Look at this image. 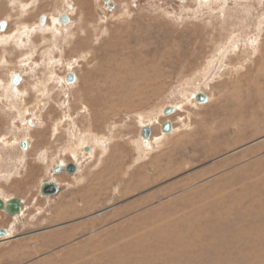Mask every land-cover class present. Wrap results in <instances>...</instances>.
I'll return each instance as SVG.
<instances>
[{"label": "rangeland", "instance_id": "374dc122", "mask_svg": "<svg viewBox=\"0 0 264 264\" xmlns=\"http://www.w3.org/2000/svg\"><path fill=\"white\" fill-rule=\"evenodd\" d=\"M109 1L111 8L106 0H0V22H7L0 29V197L21 199L19 212L0 208L6 229L0 264H264V204L241 217L238 210H223L199 220L205 199L192 196L206 186L232 184L235 192L220 201L223 207L248 206L249 198L263 202L264 95L246 81L264 74L258 69L264 62V0ZM61 12L67 22L57 21ZM86 37L95 46L78 49ZM117 39L126 51L140 52L143 64L160 58L161 75L140 98L93 118L94 102L78 96L81 82L87 68L98 71L111 61L106 46ZM239 78L245 84L238 91ZM247 89L256 98L248 100ZM197 92L206 98L197 100ZM235 99L244 101L240 112ZM166 120L168 131L161 126ZM144 125L150 128L146 137ZM68 161L77 163L75 171L63 168ZM47 180L57 183L56 192L42 193ZM212 216L223 218L220 225ZM137 222L148 226L126 232Z\"/></svg>", "mask_w": 264, "mask_h": 264}, {"label": "bare ground", "instance_id": "6f19581e", "mask_svg": "<svg viewBox=\"0 0 264 264\" xmlns=\"http://www.w3.org/2000/svg\"><path fill=\"white\" fill-rule=\"evenodd\" d=\"M26 1V0H25ZM7 8V7H6ZM14 11V10H13ZM15 12V11H14ZM4 25H5V21H4V24L3 25H1V22H0V29H2V28H4ZM81 40L82 39H80L79 41L80 42H77L78 44H77V48L78 49H82L83 47L85 48V49H87V48H90L91 46H95V44L93 45L92 44V41L90 40V39H88L87 37L86 38H84L83 40L84 41H82L83 42V44L81 45ZM108 41V40H107ZM85 42V43H84ZM109 42V41H108ZM121 43H123L122 41H120V40H118L117 39V41L115 40V42H112V43H110V44H108V46H106V49H108L107 50V53L108 54H106L108 57L109 56H112V58H111V61H109L108 62V64H105L103 67H100L101 69L100 70H98V71H96V69L95 68H87V71H88V74L87 75H84L85 77H83V80H82V85H81V91H79V98L80 99H85V100H87V99H90V102H94L93 104L94 105H96L95 107H96V110H93V112H92V117L93 118H95V117H106L108 114H109V112L110 111H114V110H116V109H114V108H116L117 106H116V104H129V103H132V101H135V99H136V97L137 98H140V97H138V95H141V93H146V91H147V86H150V84H152V81L154 82L160 75H161V70H160V68H158L159 66H158V63L160 64L161 62H160V58H158L157 60H155L153 63H150V64H143V63H145V62H143L142 61V55L140 54V52H134V51H126V49L124 48V46L125 45H122ZM99 44V43H98ZM107 44V43H106ZM142 44V43H141ZM202 44V43H201ZM200 46V45H199ZM196 49V48H195ZM145 50V49H144ZM95 51V50H94ZM194 52H195V50H194ZM193 52V53H194ZM162 53V52H161ZM196 53V52H195ZM154 54V53H153ZM201 54V53H200ZM163 56V55H162ZM194 56H195V54H194ZM133 57H135V59L133 58ZM131 58H133V59H131ZM261 58V57H260ZM110 59V58H109ZM139 59H141V61L139 62L138 60ZM194 59V58H193ZM143 60H144V57H143ZM167 60V59H166ZM195 60V59H194ZM106 61H108V59L106 60ZM105 61V62H106ZM263 60H262V58H261V62H262ZM162 62H163V60H162ZM104 64V63H103ZM163 64V63H162ZM97 68V67H96ZM258 69L261 71V70H263L264 71V62L262 63V64H259V66H258ZM86 71V72H87ZM99 71H101V73L99 72ZM262 73V72H261ZM261 73H259V74H261ZM259 74H257L256 76H254V77H248L247 78V81H246V84H248L249 86H251L252 88H253V90H254V93H255V88L257 89V91H258V95H260V93H262V95H264L263 93V88H264V81L262 80V79H264L263 77H264V74L263 75H259ZM239 76V75H238ZM242 77V76H241ZM241 79H243V78H239V79H237V82H236V87H235V89H237L238 91L240 90L239 88L240 87H242V84H245L244 83V81H242ZM81 81V80H80ZM231 83V82H230ZM93 84H96V87L97 88H94V86H93ZM235 84V83H234ZM255 84H257V85H259V86H255ZM79 85V84H78ZM146 87V88H145ZM152 90V89H151ZM239 93H241V91L239 92ZM241 95V94H240ZM239 95V96H240ZM261 95V96H262ZM245 96H247L248 97V100H250V99H253V98H256L255 97V95H253L252 96V91H248V89H247V94L245 95ZM143 97V96H142ZM144 98V97H143ZM258 99V98H257ZM260 99V98H259ZM258 99V100H259ZM137 101V100H136ZM82 102V101H81ZM89 102V103H90ZM141 102V101H140ZM252 102V101H251ZM86 103H88V102H86ZM139 103V102H138ZM234 103L236 104V110H237V112H240V108L242 107V105H243V103H244V101L243 102H241V100H237V99H235V101H234ZM134 104V103H133ZM245 104H246V102H245ZM261 104H263L262 102H261ZM260 104V105H261ZM114 105V106H113ZM102 106L104 107H106L104 110H102L103 112H101L99 109L100 108H102ZM109 106H113V107H110L111 109H109ZM121 106V105H120ZM264 106V105H263ZM245 107V106H244ZM243 107V108H244ZM121 108V107H120ZM125 108V107H124ZM123 108V109H124ZM129 108V107H128ZM257 108V107H256ZM261 108H264V107H262L261 106ZM125 109H127V108H125ZM124 109V110H125ZM251 109H249V111H250ZM252 112H256L255 110H254V108L251 110ZM117 114H118V112H116ZM257 113V112H256ZM112 114V113H111ZM253 114V113H252ZM110 117V116H109ZM112 117V116H111ZM241 117V116H240ZM102 119V118H101ZM108 119V118H107ZM94 121V120H93ZM92 121V122H93ZM104 122V121H103ZM246 122V121H245ZM252 122V121H251ZM94 123V122H93ZM92 123V124H93ZM101 123V122H100ZM244 123V122H243ZM248 124H250L249 122H247ZM246 123V124H247ZM255 123V122H254ZM91 124V123H90ZM94 124H96V123H94ZM106 124V123H105ZM253 124V123H252ZM250 126V125H249ZM209 128V127H208ZM262 128V127H261ZM254 129V128H253ZM143 136V135H142ZM144 137V136H143ZM115 149H117L116 147H115ZM118 150V149H117ZM117 160H118V158L116 157V155L114 154L113 156H112V162H110V163H112L113 164V167L115 168V167H117L118 166V163H117ZM113 161H114V163H113ZM261 165V164H260ZM168 170V169H167ZM167 170L166 171H164L165 173H167ZM264 170V169H263ZM157 171H158V169H157ZM157 171L155 170V173L154 174H157ZM256 171V170H255ZM255 171H253V173L255 172ZM257 171H259L258 169H257ZM256 171V174H258V172ZM262 171V170H261ZM161 172V171H160ZM159 172V173H160ZM105 173V172H104ZM102 174H103V172H102ZM102 174H99L98 176H97V179H98V182H100L101 184H102V180H101V177H102ZM105 175V177H107V175L106 174H104ZM262 176V177H261ZM261 176H259V177H261L262 179H263V174L261 175ZM256 177V176H255ZM257 178V177H256ZM255 178V179H256ZM260 178V179H261ZM112 178H110V180H111ZM148 179V178H147ZM107 181V180H106ZM109 181V180H108ZM251 181V180H250ZM250 181H248L249 183H250ZM260 182V181H259ZM253 183V182H252ZM256 183V182H255ZM261 183H262V181H261ZM226 184H228V183H226ZM131 185V184H130ZM142 184H139V182L137 183V184H134L133 186H130L131 187V189H137L138 187H140ZM218 185V184H217ZM216 185V186H217ZM253 185V184H252ZM255 185V184H254ZM97 186V185H96ZM216 186H212V185H210V186H204L203 185V188L205 187V190H202L201 192H195V194L194 195H192L193 196V198L194 199H197L198 198V201H199V199L200 200H203V198L205 199V201H204V203H203V205H201V207L200 208H198V214H197V217H198V219L199 218H204L205 216H211V214L212 213H216V212H222L223 210H227V211H233L234 212V210H238L237 211V216H240L241 217V215H243V214H245L246 215V213H248V212H251L252 210L254 211V212H257V211H255V204L257 205V206H263V204H264V194H261L262 196H261V199L263 200V202L261 203L260 202V200L258 199V200H256L255 201V198H249L247 201L249 202V204H248V206L246 205V206H240V207H235V205L236 204H233V205H227L228 207H223L222 206V203H220V201L221 200H223V198L224 197H227V199H228V197L230 198V196L232 195V192H235L234 190V188L232 187V184H229V185H226V186H228L227 188L225 187V184L219 189V190H217V188H215ZM246 186V185H245ZM256 186V185H255ZM126 187V186H125ZM129 187V186H128ZM238 187V186H237ZM260 187V186H259ZM261 187H263V183H262V186ZM202 188V187H201ZM241 188V187H240ZM249 188V187H248ZM253 188V187H252ZM257 188H258V186H257ZM95 189V188H94ZM244 189V187H242V190ZM250 189V188H249ZM258 189H260V188H258ZM97 190V194H98V191H101V190H99V189H96ZM96 190H92V191H90V192H92V193H96ZM215 190H217V191H215ZM252 190V189H251ZM249 191V190H248ZM213 192H219V194H217V195H213L212 193ZM242 191H240V192H237L236 194H238V193H241ZM263 193V192H262ZM256 194H257V192H256ZM259 194H260V191H259ZM258 195V194H257ZM86 196V195H85ZM212 196H215L214 198H211ZM233 197V196H232ZM250 197V196H249ZM190 198V197H189ZM192 198V199H193ZM244 198V197H243ZM193 199V200H194ZM232 199V198H231ZM231 199H229V200H231ZM247 199V198H246ZM187 200V199H186ZM186 200H185V203H186ZM240 200V199H239ZM178 201V200H177ZM181 201H184V200H181ZM187 201H189V200H187ZM191 201V200H190ZM195 201V200H194ZM197 201V202H198ZM225 201V200H224ZM227 201V200H226ZM241 201V200H240ZM246 201V200H245ZM142 202V201H141ZM193 202V201H192ZM223 202V201H222ZM7 203V202H6ZM184 203V202H183ZM188 203V202H187ZM190 203V202H189ZM5 204V202L3 201V205ZM242 204V203H241ZM3 205L0 207V208H3ZM169 205H170V203H169ZM175 205H177L176 203H175ZM192 205V204H191ZM194 205V204H193ZM200 205V204H199ZM7 206H8V203H7ZM187 206H189L188 204H187ZM187 206H183L184 208L185 207H187ZM170 207V206H169ZM177 207H179L178 205H177ZM177 207H174V209L175 208H177ZM181 207V206H180ZM198 207V206H197ZM171 209H173V208H171ZM173 209V210H174ZM183 209V208H182ZM193 209H196L197 210V208H192L191 209V211L190 212H193ZM260 209V208H259ZM20 210V209H19ZM165 210V209H164ZM177 210H178V208H177ZM9 211V210H8ZM61 211H63V210H61ZM157 211V210H156ZM160 211V210H159ZM168 213H169V210H166ZM179 211V210H178ZM186 211V210H185ZM259 211V210H258ZM264 211V210H263ZM19 212V211H18ZM183 212V211H182ZM218 212V213H219ZM225 212V211H224ZM60 213V212H59ZM58 213V214H59ZM162 213H164V212H161V213H152V215H154L155 217H157L158 215H159V217L160 216H163V214ZM168 213H166L167 215H168ZM175 213H176V211H175ZM188 212H185V215L187 214ZM217 213V214H218ZM262 213V212H261ZM10 214V213H9ZM63 214V213H62ZM171 214V213H170ZM181 214V213H180ZM180 214H179V216H180ZM191 214V213H190ZM221 215H222V213H220ZM260 214V213H259ZM259 214H258V216H259ZM12 215V214H11ZM216 215V214H215ZM224 215V214H223ZM257 216V214L255 213L254 214V216ZM165 216V215H164ZM183 216V215H182ZM182 216H181V219H182ZM192 216V215H191ZM194 216H195V214H194ZM193 216V218H196V217H194ZM201 216V217H200ZM204 216V217H203ZM226 216H228V214L226 215ZM158 217V218H159ZM186 217V216H185ZM185 217H183V219L185 218ZM212 217H215V216H212ZM224 217H225V215H224ZM166 218V217H165ZM206 218V217H205ZM211 218V217H210ZM216 218V219H215ZM214 219H213V223L214 224H218V223H220V222H222V220L220 221V219H223V218H221V217H215ZM235 218V217H234ZM237 218V217H236ZM235 218V219H236ZM254 218H256V217H254ZM169 219V218H168ZM182 219V220H183ZM186 219H189V218H186ZM228 219H230V218H228ZM227 219V220H228ZM249 219V218H248ZM259 219V218H258ZM159 220H160V218H159ZM178 220V219H177ZM176 219H175V221H177ZM200 220V219H199ZM255 220V219H254ZM262 220V219H261ZM154 221H156V220H154ZM154 221H152V223H154ZM165 221H168V220H165ZM164 221V222H165ZM187 221V220H186ZM188 221H190V219L188 220ZM208 221V220H207ZM210 221V220H209ZM208 221V222H209ZM200 222H203L204 224H205V222L204 221H200ZM223 222H226V220H223ZM260 222V221H259ZM160 223H163V222H160ZM183 223V222H182ZM193 223V224H192ZM192 223H190V224H192L191 226H193V225H195V227H198L197 225H198V222L196 221V222H192ZM230 223V222H229ZM232 223V222H231ZM234 223V222H233ZM236 223H239V226H241V223H240V221L237 219V222ZM254 223H255V221H254ZM257 223H258V221H257ZM261 223V222H260ZM159 224V223H158ZM157 224V225H158ZM166 224V223H165ZM168 224V223H167ZM170 225L169 226H171L172 228L173 227H175V225H178L179 226V224L177 223V222H173V223H169ZM184 224V223H183ZM202 224V223H201ZM211 224V223H210ZM252 224V223H251ZM250 224V225H251ZM263 224V223H262ZM261 224V225H262ZM143 225H145V227H146V225L148 226V224H144L143 222H137L136 224H134L133 225V227H129L128 228V230L126 231V232H128V231H135V230H137V229H140L139 227H143ZM173 225V226H172ZM181 225V224H180ZM206 225V224H205ZM204 225V226H205ZM218 225H220V224H218ZM226 225V224H225ZM235 225V224H234ZM244 225V224H243ZM255 225V224H254ZM164 226V225H163ZM182 226H184V225H182ZM187 226V225H186ZM190 226V227H191ZM213 225H211V227H212ZM216 226V225H215ZM239 226H236V228H238ZM194 227V226H193ZM201 227V226H200ZM214 227V226H213ZM221 227H222V225H221ZM232 227V226H231ZM259 227H262V226H259ZM264 227V226H263ZM155 228V230H156V226L154 227ZM158 228V227H157ZM160 228V227H159ZM165 228V229H164ZM164 228H162V230L164 229V230H166V228L167 227H164ZM171 228V229H172ZM184 228V227H183ZM219 228H220V226H219ZM232 228H234V226L232 227ZM253 228H254V226H253ZM153 229V228H152ZM161 229V228H160ZM205 229V228H204ZM250 229V228H249ZM264 229V228H263ZM263 229H262V231H263ZM154 230V229H153ZM161 230V231H162ZM179 230V229H178ZM184 230H185V228H184ZM196 230L198 231V229L196 228ZM206 230H208V228H206ZM213 230H215V229H213ZM224 230V229H223ZM230 230V229H229ZM235 230L236 229H234V230H232L233 232H235ZM240 230V229H239ZM255 230V229H254ZM259 230V229H258ZM160 231V232H161ZM173 231H175V230H172V231H170V233H173ZM176 231H177V229H176ZM202 231V230H201ZM201 231H198V232H201ZM205 231V230H204ZM221 230H219V231H217L218 233L220 232ZM225 231V230H224ZM261 231V230H260ZM141 232V231H140ZM145 232L146 233H150V231H146L145 230ZM155 232H157V231H155ZM159 232V233H160ZM164 232V231H163ZM216 231H214V233H215ZM222 232V231H221ZM228 232V231H227ZM226 232V233H227ZM245 232H247V231H245ZM145 233V234H146ZM152 233H154V232H152ZM166 233V232H165ZM164 233V234H165ZM177 233V232H176ZM176 233H174V234H176ZM255 232H253V234H254ZM6 234V229H5V232L3 233V234H0V236H3V235H5ZM138 234V233H137ZM141 234V233H140ZM155 235L156 234H158V233H154ZM153 234V235H154ZM161 234V233H160ZM193 234H195V232L193 233ZM211 234V233H210ZM220 234V233H219ZM223 234V233H222ZM142 235H144V234H142ZM141 235V236H142ZM147 235V234H146ZM150 235V234H149ZM170 235V234H169ZM177 235V234H176ZM175 235V236H176ZM183 235V234H182ZM196 235V234H195ZM198 235H199V233H198ZM201 235H203L202 233H200V238H201ZM224 235V234H223ZM128 236V235H127ZM158 236V235H157ZM163 236V235H162ZM174 236V239L175 238H177V239H175V241L176 240H178V237H175ZM197 236V235H196ZM204 236V235H203ZM206 236V235H205ZM204 236V237H205ZM212 236V235H211ZM217 236V235H216ZM219 236V235H218ZM217 236V237H218ZM221 236V235H220ZM254 236V235H253ZM257 236V235H256ZM261 236H262V234H261ZM151 237H153V236H151ZM166 237V236H165ZM209 237H210V235H209ZM224 237V236H223ZM229 237H230V235H229ZM244 237V236H243ZM247 237H248V235H247ZM246 237V238H247ZM137 238V237H136ZM142 238V237H141ZM181 238V237H180ZM183 238V237H182ZM191 238V237H190ZM198 238V237H197ZM221 238V237H220ZM219 238V239H220ZM227 238V237H226ZM226 238H224V240L226 239ZM235 238V237H234ZM245 238V237H244ZM263 238H264V236H263ZM262 238V239H263ZM143 239V238H142ZM153 239V238H152ZM157 239V238H156ZM156 239H154V241L156 240ZM164 239V238H163ZM173 239V240H174ZM186 239V238H185ZM196 239V238H195ZM202 239H205L206 240V238H203L202 237ZM214 239H215V237H214ZM217 239V238H216ZM218 239V240H219ZM223 239V238H222ZM137 240V239H136ZM135 240V241H136ZM159 240H160V238H159ZM165 240H166V242H167V238H165ZM171 240V239H170ZM194 240V239H193ZM212 240V239H211ZM236 240V239H235ZM245 240V239H244ZM247 240V239H246ZM245 240V241H246ZM260 240V239H259ZM264 240V239H263ZM146 241V240H145ZM144 241V242H145ZM148 241H150V240H148ZM157 241H158V239H157ZM174 241V242H175ZM179 241V240H178ZM178 241H176L177 243H178ZM199 241V240H198ZM217 241V240H216ZM220 241V240H219ZM219 241L217 242V245L216 246H219L218 245V243H219ZM225 241H227V240H225ZM230 242H231V240H229ZM252 241V240H251ZM250 241V242H251ZM138 242V241H137ZM140 242V241H139ZM151 242V241H150ZM173 242V243H174ZM182 243H184L183 241H181ZM193 242V241H192ZM196 242H197V240H196ZM203 242V241H202ZM205 242V241H204ZM224 242V241H223ZM235 242V241H234ZM238 242V241H237ZM248 242V241H247ZM254 243H257V242H255V241H253ZM156 243V242H155ZM160 242L158 241V244H159ZM168 243H169V241H168ZM182 243H178V244H182ZM191 243V242H190ZM207 243V242H206ZM246 243V242H245ZM258 243H261L260 241L258 242ZM142 244H143V242H142ZM146 244V243H145ZM150 244V243H149ZM162 244V243H161ZM166 244L167 243H165V246H166ZM188 243H186L185 244V246L187 245ZM194 244V243H193ZM192 244V245H193ZM200 244V243H199ZM216 244V243H215ZM240 244V243H239ZM251 244V243H250ZM152 245V244H151ZM177 245V244H176ZM190 245V244H189ZM189 245H187V246H189ZM210 245V244H209ZM208 245V246H209ZM163 246V245H162ZM183 246H184V244H183ZM183 246H181L180 245V247H182V248H184ZM193 246H195L196 247V243H195V245H193ZM192 246V247H193ZM198 246V245H197ZM207 246V245H206ZM253 246V245H252ZM259 246V245H258ZM138 247H139V245H138ZM142 247V246H141ZM144 247V246H143ZM142 247V248H143ZM167 247V246H166ZM165 247V248H166ZM175 247V246H174ZM177 247V246H176ZM149 248V247H148ZM157 247H155V249H156ZM168 248H170V247H168ZM165 249V250H169V249ZM194 248V247H193ZM193 248H189V249H193ZM151 249V248H150ZM149 249V250H150ZM158 249H160L161 251H162V249L161 248H158ZM177 249V248H176ZM175 249V250H176ZM181 249V248H180ZM179 249V250H180ZM185 249V248H184ZM148 250V251H149ZM171 250V249H170ZM182 250V249H181ZM186 250H187V248H186ZM147 251V252H148ZM164 251V250H163ZM193 251V250H192ZM194 251H195V249H194ZM152 253H153V251H151ZM182 252V251H181ZM200 252H202V251H200ZM155 253L157 254V251L155 250ZM163 253V252H162ZM162 253H161V255H162ZM173 253V252H172ZM171 253V254H172ZM194 253H197L196 251L194 252ZM205 253V252H204ZM160 254V253H159ZM174 255H175V253H173ZM193 254V253H192ZM203 254V253H202ZM258 254V253H257ZM158 255V254H157ZM187 255H189L188 254V252H187ZM153 257H152V261L155 259L154 257V255H152ZM189 256H192V255H189ZM127 257V256H126ZM141 257V256H140ZM151 257V256H150ZM175 257V256H174ZM193 257V256H192ZM191 257V258H192ZM195 257V256H194ZM128 258V257H127ZM139 258V257H138ZM143 258V257H142ZM154 258V259H153ZM164 258V257H163ZM176 258H177V256H176ZM178 258H180V257H178ZM177 258V259H178ZM151 259V258H150ZM159 259H161V258H159ZM159 259H156V261L157 260H159ZM174 259V258H173ZM252 260V259H251ZM184 263V262H183ZM152 264V263H151ZM173 264V263H172Z\"/></svg>", "mask_w": 264, "mask_h": 264}, {"label": "water", "instance_id": "95a60500", "mask_svg": "<svg viewBox=\"0 0 264 264\" xmlns=\"http://www.w3.org/2000/svg\"><path fill=\"white\" fill-rule=\"evenodd\" d=\"M107 2H109V7L111 8L112 6V2L109 1V0H106ZM65 18V17H64ZM4 24V20L1 21V25ZM18 75L17 73H14L12 74L11 76V80L12 82H16L18 80ZM73 78V74L72 73H68L67 74V79L68 80H71ZM195 97L197 100L199 101H202L206 98V94L203 93V92H197L195 94ZM172 109V106H166L164 108V111L165 112H170V110ZM162 130L164 131H168L171 129V121H164L162 123ZM150 133V128L148 125H144L142 126V129H141V134L146 137L148 134ZM21 146L22 147H25L26 146V141L25 140H22L21 141ZM87 147V148H86ZM85 147V150H88V146ZM63 168L67 171V172H73L76 170V167H77V163H75L74 161H68L64 164H62ZM58 189V185L57 183H55L54 181L52 180H47V181H44L42 184H41V191L42 193H54L56 192ZM8 203V209H9V213L10 214H14L16 212L19 211L20 207H21V199L18 198V197H10L7 201ZM3 205V199L0 197V207ZM5 232V228L4 227H0V234H3Z\"/></svg>", "mask_w": 264, "mask_h": 264}, {"label": "flooded vegetation", "instance_id": "af4514ba", "mask_svg": "<svg viewBox=\"0 0 264 264\" xmlns=\"http://www.w3.org/2000/svg\"><path fill=\"white\" fill-rule=\"evenodd\" d=\"M67 6L69 7V8H72V5H71V3H69V2H67ZM45 14L46 13H42V14H40L39 15V17H43V15L45 16ZM65 17V18H64ZM56 18H58L59 20H57L58 22L60 21V22H62V20L63 21H66L67 22V20L69 19V16L67 15V13H65V12H61L60 13V15L58 16V17H56ZM5 21V20H4ZM56 21V22H57ZM38 22L40 23V24H44V20H42V21H39V19H38ZM5 23H7L6 21H5ZM18 75V74H17ZM18 77H19V75H18ZM20 78V77H19ZM19 78H18V80H19ZM18 80L16 81V82H18ZM12 81V80H11ZM16 82H13V83H16ZM4 202H5V204L3 205V208L7 211V213H8V206H7V201L8 200H3Z\"/></svg>", "mask_w": 264, "mask_h": 264}]
</instances>
